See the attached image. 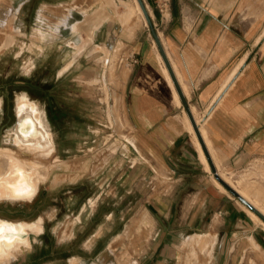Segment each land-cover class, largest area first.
<instances>
[{"label": "crops", "instance_id": "0c3cea01", "mask_svg": "<svg viewBox=\"0 0 264 264\" xmlns=\"http://www.w3.org/2000/svg\"><path fill=\"white\" fill-rule=\"evenodd\" d=\"M125 1L40 4L71 5L55 17L52 33L74 31L78 22L94 52L127 45L122 123L135 154L132 171L161 174L149 181L160 190L148 203L161 224L157 248L174 233L193 232L189 237L211 238L213 264H264V220L215 177L216 171L264 214V0H146L180 92L152 28L150 40L141 26L126 28L117 17ZM75 12L83 17L71 21Z\"/></svg>", "mask_w": 264, "mask_h": 264}, {"label": "rangeland", "instance_id": "374dc122", "mask_svg": "<svg viewBox=\"0 0 264 264\" xmlns=\"http://www.w3.org/2000/svg\"><path fill=\"white\" fill-rule=\"evenodd\" d=\"M130 1L117 6V17L126 28L141 26L152 40L138 1ZM40 3L0 0V151H15L42 168L32 199H0L2 219L42 225L40 232H30L31 246L30 240L19 243L11 250L14 257L1 263L213 264L211 238L189 237L193 232L174 233L157 248L161 224L148 203L160 190L149 181L161 174L132 171L135 154L122 123L127 45L119 41L94 52L97 47L84 43L88 30L78 22L71 24L74 31L52 33L55 17L71 5L42 9ZM132 6L134 14L126 19ZM70 14L71 9L57 26L67 24ZM82 17L75 12L71 21ZM23 93L45 112L54 143L47 157L14 142Z\"/></svg>", "mask_w": 264, "mask_h": 264}, {"label": "bare ground", "instance_id": "6f19581e", "mask_svg": "<svg viewBox=\"0 0 264 264\" xmlns=\"http://www.w3.org/2000/svg\"><path fill=\"white\" fill-rule=\"evenodd\" d=\"M132 14L133 6L123 16L128 19ZM16 110L19 122L13 128L14 142L25 150L47 157L54 143L45 112L25 93L19 95ZM14 152L10 149L0 151V199H32L38 191L42 168L39 162L22 159ZM41 230L40 221L15 223L0 218V263L14 257L11 250L19 243L29 242L31 231Z\"/></svg>", "mask_w": 264, "mask_h": 264}, {"label": "water", "instance_id": "95a60500", "mask_svg": "<svg viewBox=\"0 0 264 264\" xmlns=\"http://www.w3.org/2000/svg\"><path fill=\"white\" fill-rule=\"evenodd\" d=\"M137 1L139 2L140 6L142 8V11H143V13L145 15V18H146L147 22L149 23V25L152 28L153 35H154V38H155V42H156L157 46L159 47V50H160V52H161V54L163 56V59H164V61L166 63V66H167V68H168V70H169V72L171 74L173 82H174L177 90L180 92L179 85H178V83H177V81L175 79V76L173 74L172 67L169 64V62H168V60H167V58L165 56V51H164V49L162 47V44H161V42L159 40V36H158L157 32L155 31V29L153 28V21H152L151 15L149 14V11L147 10V6H146L144 0H137ZM188 114L190 116V119L192 120V123H193V125L195 127V130L198 133V137L200 138V142H201L202 146L204 147V149L206 151V148H205V145H204V143L202 141V138H201V136H200V134L198 132L197 127L195 126V122H194L193 116H192V114H191V112L189 110H188ZM18 122H19V119L17 118V123ZM212 168L214 170L213 165H212ZM215 177L229 192H231L234 196H236L240 201H242L246 206H248L252 211H254L260 218H262L264 220V214L258 208H256L251 202H249L243 195H241L231 184H229L218 173H216V171H215Z\"/></svg>", "mask_w": 264, "mask_h": 264}]
</instances>
